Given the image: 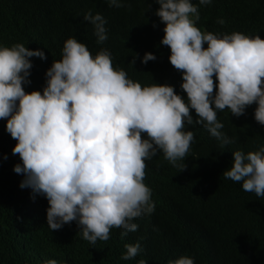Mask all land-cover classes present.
<instances>
[{
    "label": "clouds",
    "instance_id": "9594fccd",
    "mask_svg": "<svg viewBox=\"0 0 264 264\" xmlns=\"http://www.w3.org/2000/svg\"><path fill=\"white\" fill-rule=\"evenodd\" d=\"M106 2L110 7L124 6L123 0ZM155 2L160 5L155 14L165 25L161 44L169 47V61L182 73L187 99L171 85L142 87L126 71L113 67L108 49L93 57L72 37L64 42L62 59L47 69L43 91L26 92L23 85L31 83L33 67L30 58L44 60L45 53L21 43L0 48V119L7 121L6 131L17 141L12 154L22 161L13 171L24 176L19 186L30 188L33 199L35 195L47 199L51 231L76 221L91 244L108 241L112 228L122 229L121 239L137 231L133 219L155 211L152 190L144 183L146 161L162 151L173 166L185 170V163L177 161L185 159L194 141V133L184 130L193 124L191 110L196 123L221 142L228 156V144L234 141L222 133L218 111L229 109L241 117L255 103V120L264 125V39L241 32L222 36L202 32L196 26L198 7L191 0ZM211 3L199 0L200 5ZM84 20L94 25L97 43L108 39L101 14L89 10ZM156 58L145 53L141 62ZM232 155L223 176L242 183L245 192L264 197V147ZM125 249L121 259L129 260L141 246L125 244ZM43 264L58 262L49 259ZM168 264L195 261L182 256Z\"/></svg>",
    "mask_w": 264,
    "mask_h": 264
},
{
    "label": "trees",
    "instance_id": "16d2710c",
    "mask_svg": "<svg viewBox=\"0 0 264 264\" xmlns=\"http://www.w3.org/2000/svg\"><path fill=\"white\" fill-rule=\"evenodd\" d=\"M191 2L198 7L196 26L202 32L219 36L241 32L264 39V0ZM123 3L117 8L106 0H0V48L21 43L46 56L44 60L30 58L31 83L23 85L24 90L43 91L47 69L62 59L64 42L72 37L93 57L108 49L113 67L126 71L142 87L171 85L187 99L181 88L182 73L171 65L169 47L161 44L165 25L155 14L160 5L155 0ZM89 10L106 20L108 39L103 43H97L94 25L84 20ZM221 18L223 25L217 23ZM149 52L156 60L142 63ZM256 107L255 103L248 106L241 117L229 109L217 112L224 125L222 133L234 141L228 144L230 156L219 140L196 123L195 110H191L193 124H186L184 130L194 133V141L185 159L177 161L185 163V170L173 166L162 151L146 161L144 183L152 190L154 213L134 218L138 230L123 239L122 229L112 228L108 241L95 244L83 239L76 221L50 230L47 199L40 195L33 199L30 188L19 186L24 176L13 168L22 161L12 154L17 141L6 131L7 121L0 119V264H43L49 259L58 264H139L140 260L168 264L182 256L193 258L195 264H264V197L245 192L242 183L223 176L232 165L234 151L248 153L264 147V125L255 120ZM142 137L147 138L146 134ZM137 242L139 254L121 259L125 244Z\"/></svg>",
    "mask_w": 264,
    "mask_h": 264
}]
</instances>
